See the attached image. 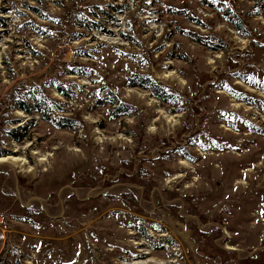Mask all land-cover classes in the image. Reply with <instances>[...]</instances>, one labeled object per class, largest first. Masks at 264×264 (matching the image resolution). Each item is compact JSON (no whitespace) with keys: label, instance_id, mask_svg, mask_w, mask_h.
I'll return each mask as SVG.
<instances>
[{"label":"rangeland","instance_id":"1","mask_svg":"<svg viewBox=\"0 0 264 264\" xmlns=\"http://www.w3.org/2000/svg\"><path fill=\"white\" fill-rule=\"evenodd\" d=\"M4 157L0 264H264V0H0Z\"/></svg>","mask_w":264,"mask_h":264},{"label":"trees","instance_id":"2","mask_svg":"<svg viewBox=\"0 0 264 264\" xmlns=\"http://www.w3.org/2000/svg\"><path fill=\"white\" fill-rule=\"evenodd\" d=\"M224 10V9H222ZM224 15H226L227 19H228V22L235 28V29H238V20L236 19V17L231 14V12H229L227 9L224 10ZM87 26L86 28L91 30L92 28L96 27L95 23H93L92 21H89L87 20ZM239 33L240 34H243V32L241 30H239ZM198 43H203V40L198 38L196 39ZM217 49V48H216ZM79 72V71H78ZM77 71H73L71 70L70 73H78ZM147 90H149L152 95L156 96L157 98H160V99H163V91L160 90L157 85L148 77H142L139 81ZM138 83V82H136ZM56 90L57 92H59L62 96L64 97H68V91L64 90L63 88H61L60 84L56 86ZM231 93V91H229ZM234 97L237 99H240L242 102H247L248 99L244 96V95H240V96H237L234 94ZM109 103L111 104H116L117 103V100H115L113 98V96L111 95V98L109 99ZM19 109H21L22 111L24 112H27V113H31V112H36L42 116H44V106H43V103H41L39 100L31 97L30 99V104H28L27 102H23L22 104L18 105ZM48 108V107H47ZM123 112V111H122ZM46 116V115H45ZM44 116V117H45ZM64 119H61V122H63ZM67 127V126H66Z\"/></svg>","mask_w":264,"mask_h":264},{"label":"bare ground","instance_id":"3","mask_svg":"<svg viewBox=\"0 0 264 264\" xmlns=\"http://www.w3.org/2000/svg\"><path fill=\"white\" fill-rule=\"evenodd\" d=\"M15 157H4V158H0V161L1 162H4V161H8L9 159H14Z\"/></svg>","mask_w":264,"mask_h":264}]
</instances>
